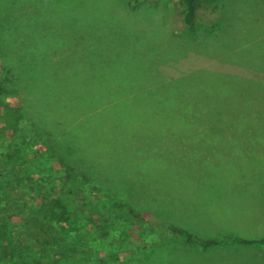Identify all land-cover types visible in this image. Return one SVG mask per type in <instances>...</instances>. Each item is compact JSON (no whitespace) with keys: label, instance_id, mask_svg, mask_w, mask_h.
<instances>
[{"label":"trees","instance_id":"16d2710c","mask_svg":"<svg viewBox=\"0 0 264 264\" xmlns=\"http://www.w3.org/2000/svg\"><path fill=\"white\" fill-rule=\"evenodd\" d=\"M181 1L184 5L183 23L187 29L193 30L198 22L199 10L204 5H213L221 0ZM141 2L132 0L130 5L135 8ZM73 14L75 13L66 11L52 0H0V94L12 93L23 103V106L5 107L4 127L1 126L0 129L15 131L12 132V137L6 135L0 141V165L9 160H15L16 165H21L29 160L24 157L25 154L14 157L10 155L12 150L8 152L4 149L15 140L25 151L29 150L30 141L22 137L19 131L30 124L41 128L42 136L47 139L48 149L59 162L57 168L41 171L36 178L30 175V179L25 169L19 168L14 182L0 188V229L10 219V215L14 214L17 217L14 222L17 234L22 232L27 235V246L30 245L34 250L43 249L50 257L57 249L55 253H58L59 248L66 253L62 241L57 239L60 235L58 232L55 233L58 237L53 238L54 243L40 234L47 235L51 230L49 223L39 217L38 208L43 207L57 218L65 217L79 223L87 234L86 237L96 239L104 248L105 256L95 261L91 259L90 264H166L162 257H156L158 245L149 243L136 248L129 242L131 235L128 231L143 208L140 201L145 199L148 205L153 206L154 193L148 184L141 181L143 174L140 171L138 172L142 175L133 174L132 170L135 168L131 163L120 155L122 152L113 143H108L112 135L107 136L104 125L112 120H120L126 110L111 112L106 108L107 103L120 101L128 94L120 90L107 92L99 89H109L113 84L137 85L140 84L137 81L145 77L151 79L150 87L157 89L162 85L161 80L157 79L159 71L147 53L143 54L132 47H122L119 43L113 45L107 42L109 49H98L97 56L109 58L112 63L94 64L91 61L93 63L90 66L87 64L89 58L84 63L77 61L76 56L85 50L89 51L91 45L83 44L78 52L76 47L65 48L63 42L61 45L58 41L61 37L59 31L65 25L74 30L72 25L76 22ZM91 21L98 23V19ZM87 31L83 33L82 39H92L95 46L96 42H106L103 41L106 36L98 35L90 29ZM160 53L161 50L157 54ZM91 69L103 73L91 78L88 73ZM111 76L116 79L114 83ZM136 97L138 96L128 97L127 101H133ZM35 104L40 106L38 108H41V112L37 117L26 116V125L25 121H21L22 113H31L30 105ZM54 107L62 115L55 113L56 111L51 112L50 109ZM69 113L78 114L82 125L86 122L84 118H89V124L99 123L92 125L93 127L87 126V130L67 117ZM1 131L0 134L5 135ZM57 181L60 185L55 186L53 183ZM84 186L87 192L85 200H92L93 194L100 197L99 207L86 204L101 218L99 224L76 208L75 202H70L75 195L74 191H79V187ZM105 209H111V216L105 215ZM165 229L181 245L188 248L198 245L204 251L227 240L264 243V239L229 237L223 232L220 239L201 238L173 223H167ZM170 236L165 239L164 247L171 241ZM126 250H129L128 257L119 258L118 253ZM133 250L135 257H131ZM83 256L76 255L75 262L84 264ZM184 264H188V261H184Z\"/></svg>","mask_w":264,"mask_h":264},{"label":"rangeland","instance_id":"374dc122","mask_svg":"<svg viewBox=\"0 0 264 264\" xmlns=\"http://www.w3.org/2000/svg\"><path fill=\"white\" fill-rule=\"evenodd\" d=\"M52 1L61 5L66 11L74 12V22L77 24L86 21L89 23L91 19L109 18L113 24L122 22L120 25H124V27L120 29H128L129 35L139 39L133 43L139 51L144 53L147 50L153 51L152 53L148 52V55L154 62H157V69L165 75H173L178 71L172 57L178 59L185 57L178 60L179 69L191 66L204 69L212 68L213 71L220 70L219 74L222 76L234 72L232 70L250 74L257 71L251 67L246 70L236 68V66L242 65L245 67V64L250 63L251 59L255 58L254 54L257 50L261 51V57L264 58V0H221L213 5H204L199 10L198 22L193 30L187 29L183 23L184 5L181 0H141L142 2L135 8L130 5L132 0ZM102 15V18L98 17ZM150 43L152 44L149 45ZM158 49H161L160 55H157ZM256 59L260 62V66L264 65V60H259L258 57ZM110 79L113 83L116 81L112 76ZM123 89L124 85L120 84L114 91H123ZM11 94H0V127L4 124L3 114L7 105L10 107L23 106V103ZM146 99L147 102L141 100L140 104L137 99L129 103L127 101L130 105L129 110L122 114L121 119L112 125H105V128H109L110 132L111 128L113 129V136L109 141L113 142L114 147L127 157H131L133 148L139 154L153 150L152 157L148 156L145 159L143 155H140L138 159L139 165L147 169L138 167L132 170L135 174L138 171L143 174L141 181L148 184L154 193L155 201H153V206L148 205L145 199L140 201V206L143 208L138 212L137 221H134L128 231L131 235L130 244L136 248L144 247L149 243L158 245L156 257H162L161 259L166 264H184V261H188V264H264V243H242L227 240L223 244L204 251L198 245L192 248L185 247L175 241L174 236L169 235L165 229L167 223L187 229L201 238L220 239L222 230L217 224L223 229L240 228L236 232L238 236L255 238V240L264 238V229L260 227L258 231L254 232L244 225L226 224L228 219L231 220L233 217H223L220 224L216 217L200 215V212L204 214L202 209L194 208L193 210L191 208L188 210L189 208L186 207L188 202L182 201L181 196L197 193L177 191L186 187L191 181L192 175L187 173L191 166L188 165L190 160L187 158L186 152L178 149L180 145L174 142L179 141V136H184L182 133L192 134L193 126L177 127L173 119L175 110H171L176 107L174 100H172L173 106L163 110L159 106L160 97L150 100L149 95ZM35 106L30 105L31 113L27 111L22 113L21 121H25L26 125H28L26 121L28 118L24 119L26 116L37 117L41 112V108H38L40 106L37 104ZM50 110L58 112L55 107ZM161 111H164V115L160 114ZM58 113L62 115L61 112ZM70 113L67 117L87 130L89 129L87 126L91 125L92 127L99 123L89 124V118H84L86 122H84L85 125H82L79 122L78 114ZM194 124L197 126L198 122ZM237 126V128L242 127V125ZM0 130L5 133V135L0 134V141L6 137H12L15 131L12 130V133L11 130ZM19 132L22 137L30 141V149L25 151L19 146L18 141H11L10 138L11 142L4 150L8 152L12 150L13 153L10 155L14 157H21L25 154L24 157L29 160L21 165H16L15 160L4 161V164L0 165L1 189L14 182L17 178L15 174L18 173L19 168L25 169V173L30 179V175L36 178L39 172L57 168L59 163L48 149L47 139L42 136L43 132L39 126L30 124ZM212 135L228 136L231 135V129L226 124H221L218 130L209 125L203 129L200 136ZM156 147L159 152L154 151ZM53 184L60 185L59 181ZM85 187H79V191H74L75 195L70 202H75L76 208L90 219L94 218L93 221L99 224L101 218L97 213H94L93 208L91 209L86 204L91 203L97 208L101 204L100 197L93 194L92 200H85L87 195ZM174 195H177L178 199ZM38 212L39 217L48 222L49 228H51L49 234H40L45 239L50 238V241L53 242V238L57 236L55 233L58 232L60 235L57 239L62 241L66 253L59 248V252L55 253L57 249L50 257L43 249L34 250L30 245L27 246L25 243L27 235L22 232L17 234V226L14 223L17 217L11 214L10 219L0 229V264H77L75 257L79 254L84 255V264H90L91 259L95 261L105 256L104 248L96 242V239L86 237L87 234L79 223L65 217L57 218L45 211L43 207L38 208ZM110 212L111 209L104 211L105 215L111 216ZM241 229H246V232ZM224 234L234 237L233 234ZM169 236L171 241L168 242V246L164 247L163 243ZM118 255L119 258L128 257L129 250L120 251ZM134 255L136 256L133 250L131 257Z\"/></svg>","mask_w":264,"mask_h":264},{"label":"crops","instance_id":"0c3cea01","mask_svg":"<svg viewBox=\"0 0 264 264\" xmlns=\"http://www.w3.org/2000/svg\"><path fill=\"white\" fill-rule=\"evenodd\" d=\"M98 17L102 18L103 15ZM120 23L113 24L109 18L98 19V23L93 21L76 23L72 25L74 30L68 29L69 26L65 25L59 31L61 37L58 41L61 45L63 42L65 48L76 47L78 52L83 44L89 43L91 51L89 48V51L85 50V52H80L78 57L76 56V60H81V63H84L88 58L89 63L87 64L90 66L93 63L91 61H94V64L112 63L109 58L97 56L99 48H110L108 43L113 45L119 43L122 47H132L139 51L133 44L139 39L129 35L128 29H120L124 27ZM88 29L103 37L106 36L103 39L106 42H96L95 46L92 39H82L83 33L88 32ZM73 31L77 32L72 33ZM78 34L79 36H77ZM159 50L161 49H158L157 53ZM124 52L126 51L124 50ZM148 52L147 50L145 53L148 54ZM254 55L255 58L253 57L250 63L245 64V67L242 65L236 66V68L246 70L251 67L257 71L250 74L232 70L234 72L223 76L219 74L220 70L213 71L212 68L204 69L191 66L179 69L180 66L177 62L185 57L180 59L172 57L178 71L173 75H165L157 69L155 61V67L159 71L157 79L161 80V86L157 89L151 88V84H149L151 79L145 77V79L137 81L140 84L124 86L122 93H127L128 96L120 101L107 103L106 108L111 112L129 110L128 103L132 101L127 103L128 97L138 96L136 98L140 104L141 100L147 102L146 98L153 95L150 100L160 97V109L165 110L174 105L172 102L174 100L176 107L170 109L175 110L173 119L177 127L190 125L193 126L194 131L187 135L182 133L184 136H179V141L174 142L180 145L178 149L186 152L185 154L190 160L188 165L191 166L187 173L192 175L191 181L186 187L177 191L197 193L182 195V201L188 202L186 205L188 210L191 208L193 210L194 208L202 209L204 214L200 212V215L216 217L220 224L223 217H233L231 220L228 219L226 224L244 225L255 232L260 227L264 229V65L260 66V62L256 59L258 57L259 60H264V58L261 57L259 50ZM88 73L91 78H95L94 75H101L103 72L91 69ZM115 88L114 84L109 89L99 87L107 92H113ZM160 114L164 115V111H161ZM115 122L117 121L112 120L106 125H112ZM197 122L196 126L194 123ZM221 124L230 127L231 135L200 136L203 129L209 125L218 130ZM237 125H242V127L237 128ZM105 129L107 136H113V129L111 132L109 128ZM148 151L139 154L133 148L131 157H127L123 153L120 155L135 169L138 167L147 169L139 165L138 159L140 155H143L145 159L148 156L152 157L153 150ZM154 151L159 152V149L156 147ZM124 159L122 160L124 161ZM138 175L142 174L138 172ZM174 197L178 199L177 195ZM182 205L184 204L182 203ZM215 223L217 224V222ZM217 225L223 233L233 234L234 237H243L244 239H255L238 236L236 232L240 228L223 229L219 224ZM241 230L246 232V229Z\"/></svg>","mask_w":264,"mask_h":264}]
</instances>
